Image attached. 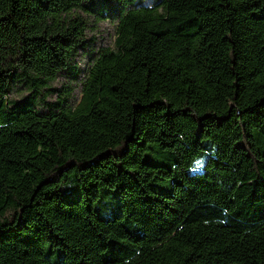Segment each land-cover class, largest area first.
Returning <instances> with one entry per match:
<instances>
[{
	"label": "trees",
	"instance_id": "obj_1",
	"mask_svg": "<svg viewBox=\"0 0 264 264\" xmlns=\"http://www.w3.org/2000/svg\"><path fill=\"white\" fill-rule=\"evenodd\" d=\"M134 1L0 0V264H264V0ZM93 14L112 45L39 110Z\"/></svg>",
	"mask_w": 264,
	"mask_h": 264
},
{
	"label": "rangeland",
	"instance_id": "obj_2",
	"mask_svg": "<svg viewBox=\"0 0 264 264\" xmlns=\"http://www.w3.org/2000/svg\"><path fill=\"white\" fill-rule=\"evenodd\" d=\"M156 0H135L138 4H148ZM106 15V13H104ZM88 27L86 31L85 44L79 48L74 56L71 65H76V72L70 69H63L58 77L49 85L47 95L43 98L39 96L35 98V107L41 111H47L48 106L56 103L59 95H63L67 104L75 105L80 97L81 82L84 78L88 58L91 53L101 47L111 46L115 35V23L109 18L98 17L93 14L87 17ZM7 95L6 98L12 101H24L28 97L35 95L19 80L5 82ZM44 92L42 93V95ZM41 95V96H42ZM155 161L156 159H152ZM153 190L159 193L164 192L162 182L157 186H153ZM81 194L79 189H74L71 193H65L64 197L67 201H76ZM120 196L114 188L102 189L97 200L94 203V209L98 216L102 218H112L120 211ZM56 248L47 249L46 256L55 263L61 262V256L55 250Z\"/></svg>",
	"mask_w": 264,
	"mask_h": 264
}]
</instances>
